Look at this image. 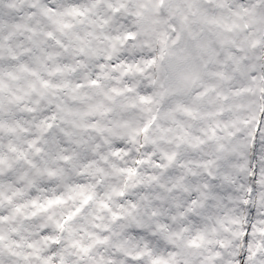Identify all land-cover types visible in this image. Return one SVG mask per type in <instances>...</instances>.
Here are the masks:
<instances>
[{"label":"snow or ice","instance_id":"6c2138e0","mask_svg":"<svg viewBox=\"0 0 264 264\" xmlns=\"http://www.w3.org/2000/svg\"><path fill=\"white\" fill-rule=\"evenodd\" d=\"M0 264H264V0H0Z\"/></svg>","mask_w":264,"mask_h":264}]
</instances>
